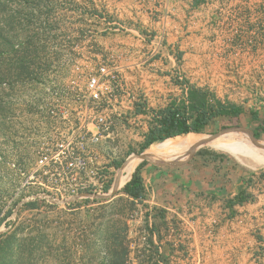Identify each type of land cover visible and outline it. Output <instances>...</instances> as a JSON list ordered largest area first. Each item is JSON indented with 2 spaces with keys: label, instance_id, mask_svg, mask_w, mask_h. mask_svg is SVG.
Returning <instances> with one entry per match:
<instances>
[{
  "label": "rangeland",
  "instance_id": "rangeland-1",
  "mask_svg": "<svg viewBox=\"0 0 264 264\" xmlns=\"http://www.w3.org/2000/svg\"><path fill=\"white\" fill-rule=\"evenodd\" d=\"M118 2L0 0V218L15 208L6 220L7 225L10 222L23 225L25 234L34 231V234L45 236V249L36 255L33 264H56L55 258L59 264H81V261L83 264H102L107 258L102 243L106 235L100 236V232H104L102 224L107 223L106 226L111 227L116 223H111V220L126 221V218L113 216L107 207L118 199L122 189L110 200L89 199L90 202H85L86 199H79L60 205L51 202L68 201L85 193L109 194L119 169L134 155L143 154L139 149L146 133L136 123L122 121L123 128L116 125L120 128L118 135L112 125L92 148L90 135L84 133L79 138V126L91 123V112L85 107L87 80L96 68L108 62L100 32L109 27L110 5ZM21 59L30 72L19 79L16 67ZM1 110L6 114L3 115ZM249 119L244 116L221 118L211 122L201 134L213 135L233 127L248 128ZM113 122H116L114 118ZM80 140L85 143L84 149L78 145ZM260 140L264 142L263 138ZM67 142H72L68 149L56 147V144ZM91 149L100 168H112L111 181L93 187L91 182L59 181L51 177L53 161H49L51 167L48 168L43 169L39 165L45 156L69 162L73 154L81 155L89 162ZM235 151L236 155L229 156L212 146L199 148L194 157L186 159V165L191 161L197 162L191 167L200 171L207 166L204 161L212 164L216 161L214 158H220L222 161L211 168L223 172L224 179L227 176L245 178L264 173V167L247 166L253 162ZM241 158L245 160L241 161ZM145 162L147 166L142 172L146 176L159 175L157 180L176 172V167ZM118 163L121 167L117 169ZM111 182L109 192L104 193L102 186ZM157 184L161 185L158 181ZM24 200H28L26 203L34 200L45 202L34 210H21L23 206L17 210ZM136 210L137 206L127 215L129 264H138L136 257L141 256L139 252L145 244L141 238V227L134 219ZM7 225L0 227L1 234L11 228ZM87 245H92V249L84 256L82 249Z\"/></svg>",
  "mask_w": 264,
  "mask_h": 264
},
{
  "label": "crops",
  "instance_id": "crops-1",
  "mask_svg": "<svg viewBox=\"0 0 264 264\" xmlns=\"http://www.w3.org/2000/svg\"><path fill=\"white\" fill-rule=\"evenodd\" d=\"M110 6L109 27L100 34L116 74L106 107L117 135L122 121L147 133L154 111L171 105L189 113L197 93L207 105L239 108L231 117L250 118L248 129L256 134L264 127V0H119ZM220 160L201 161L207 166L200 171L191 161L161 180L141 171L154 194L149 205L160 210L170 202L186 219L190 264H264V173L224 179L211 168ZM241 194L251 200L236 203ZM202 196L212 198L220 221L213 237L206 216L193 210ZM189 201L192 213L183 208ZM169 264L180 262L171 257Z\"/></svg>",
  "mask_w": 264,
  "mask_h": 264
},
{
  "label": "trees",
  "instance_id": "trees-1",
  "mask_svg": "<svg viewBox=\"0 0 264 264\" xmlns=\"http://www.w3.org/2000/svg\"><path fill=\"white\" fill-rule=\"evenodd\" d=\"M25 65V61L22 59L17 63L16 69L19 79L22 76H28L30 72L29 68ZM8 75L9 73H7L6 77H8ZM11 89L12 88H10V90ZM192 100L194 104L191 106L189 113L185 111L184 107L174 105L154 111L148 131L144 134V141L140 146L139 152L144 153L151 146L160 144L168 139L188 134H201L211 122L218 121L221 118H230L233 114H241L239 108H229L228 106H223L221 103L207 105L204 101V96L199 93L195 96L193 95ZM1 113L4 115L5 111L1 110ZM259 130L264 131V127L261 129L260 127L257 128L259 135L255 133V137L260 139L261 132ZM249 133L252 135L251 132ZM231 135L236 137V135ZM237 138L249 142L243 137ZM22 159L23 157L21 156V160ZM146 166L147 162L144 161L136 167L135 171L132 173L131 179L124 185L122 192L118 194V199L107 206L109 210H111L113 216L117 215V217L126 218V221H120L119 219L111 220V223H114V221L116 222L111 227L106 226L107 223L102 224L104 232H100V236L106 235V239L104 237L102 238V243L103 248L107 252V258L102 264H129L128 261L131 252L130 248L127 246V232L129 230L127 226V215L136 208V201L145 197L146 188L144 186L141 171ZM115 167L118 169L121 167V164L118 163ZM111 185L112 182L105 187V193L109 192ZM249 200H251L249 196L241 194L237 196L236 203L242 204ZM84 201L90 202L89 199ZM41 202L44 203L45 201L34 200L25 203L21 210L37 209ZM93 202L96 203L97 201ZM14 209L15 208L8 210L4 216L0 218V227L2 225H7L6 220L13 214ZM153 219L155 228L159 230L164 224V210H156L153 213ZM8 225L11 226V228L7 232L0 234V264H33L36 255L41 254L45 249V236L41 233L34 234V231L25 234L26 232L23 225H16L12 222ZM146 246L147 247L144 246L143 250L139 252L141 256L136 257L138 264H158V251L153 245L152 240H149ZM91 249L92 245L85 246L84 250L82 249L84 256H87L91 252ZM55 262L59 264L57 258H55ZM81 264H83V261H81Z\"/></svg>",
  "mask_w": 264,
  "mask_h": 264
},
{
  "label": "built area",
  "instance_id": "built-area-1",
  "mask_svg": "<svg viewBox=\"0 0 264 264\" xmlns=\"http://www.w3.org/2000/svg\"><path fill=\"white\" fill-rule=\"evenodd\" d=\"M116 80L115 71L111 70L107 63L100 65L96 70L91 73L86 84L87 97L85 100V107L91 112V123L86 126H79L80 131L79 138L85 133L91 138V148L97 145L103 138V134L109 130L113 125V118L107 111L106 102L111 98L113 93L112 85ZM52 114H54L52 112ZM67 118V117H64ZM78 145L81 149L85 148V143L79 141ZM72 146V142L67 144H56V147L60 149H68ZM74 149V148H71ZM91 149V160L88 162L83 156L75 155L71 157L69 162H62L53 160L54 157L49 158L45 156L40 159L39 165L41 168H48L50 166L49 161H53V170L51 177L59 181H80L84 183L91 182V186L96 184H104L112 180L110 171L112 168L107 166L100 168L97 157L92 154ZM50 159V160H49ZM50 172V171H49ZM106 186H102L103 192ZM87 191V190H85ZM105 193V192H104ZM151 193V194H150ZM153 193L149 192L146 188L145 197L136 201L137 210L135 213V221L141 227L142 240L145 243L144 246L152 240L153 245L158 251L157 263L158 264H169V260L172 257L178 262L190 264L189 262V246L187 244V229L186 219H182L174 211V204L166 203L161 210H164V224L158 229L155 228L153 213L158 207L156 203L149 205V201L154 200ZM152 196V197H151ZM151 197V198H150ZM150 199V200H149ZM201 202V205L195 207L194 203L189 201L183 207L186 212L192 213L194 207L197 215L200 217L206 216L208 224L206 225L208 234L213 237L220 224L219 219L213 212L212 198L208 196H202L197 200ZM225 211V210H224ZM224 213V212H223ZM133 218V217H132ZM165 247H168L169 253H165Z\"/></svg>",
  "mask_w": 264,
  "mask_h": 264
},
{
  "label": "bare ground",
  "instance_id": "bare-ground-1",
  "mask_svg": "<svg viewBox=\"0 0 264 264\" xmlns=\"http://www.w3.org/2000/svg\"><path fill=\"white\" fill-rule=\"evenodd\" d=\"M231 134L236 135V137H243L247 139L249 144L243 143L234 136H229ZM200 144H202L200 148H211L212 146L216 151H222L232 156L236 155V149L239 151V153H242L246 159L253 162L248 163L250 165L247 164V166L251 168H254L257 165L264 167V153L259 151L262 149L264 150V144L262 147L252 146L256 145L254 137H252V135L246 131L229 133L217 139H209V135L204 134L183 135L173 139H168L161 144L151 146L148 150H146V155L149 156L153 163H175L186 160L193 152L195 147ZM245 158H241V161H244ZM139 162L141 163L142 161L135 155L131 159H128L127 163L119 174L120 189H122L129 181L132 173L135 171L138 164H140Z\"/></svg>",
  "mask_w": 264,
  "mask_h": 264
},
{
  "label": "water",
  "instance_id": "water-1",
  "mask_svg": "<svg viewBox=\"0 0 264 264\" xmlns=\"http://www.w3.org/2000/svg\"><path fill=\"white\" fill-rule=\"evenodd\" d=\"M241 131H249L252 133L253 137H254V140H255V144L258 145V146H263V141H261L259 138H256L255 137V132H253L252 130L248 129V128H244V127H233V128H228V129H225L223 131H221L220 133H217V134H213V135H209V139H217L223 135H226V134H229V133H238V132H241ZM202 146V144L198 145L195 147V149L193 150V152L190 154V157H194L198 151V149ZM264 148V147H263ZM141 161H149L152 163L151 159L149 158L148 155L146 154H139V155H136ZM187 158V159H188ZM190 161V160H189ZM127 163V162H126ZM125 163V164H126ZM188 163L186 160H183V161H178V162H175V163H166V164H159L158 166H171V167H180L184 164ZM125 164L119 169V172H118V175L114 181V184L112 186V189L110 191L109 194H91V193H85V194H79V195H76V196H73L71 199H69L68 201H59V200H52L51 202L55 205H60V204H63V203H67V204H71V203H74L76 201H78L79 199H92V200H110L112 198H114V196L117 195L118 191L120 190V178H119V174L121 172V170L123 169V167L125 166ZM155 165V164H153ZM131 179V178H130ZM129 179V180H130ZM46 197V196H44ZM48 198V197H46ZM28 200H24L22 201L18 207H17V210H19V208L21 206H23V204H25ZM16 210V211H17ZM1 234V233H0Z\"/></svg>",
  "mask_w": 264,
  "mask_h": 264
}]
</instances>
